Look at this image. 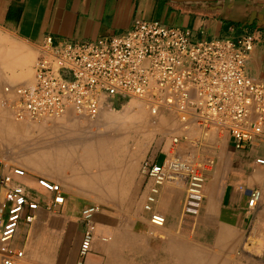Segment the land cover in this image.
I'll return each instance as SVG.
<instances>
[{
  "label": "crops",
  "instance_id": "crops-1",
  "mask_svg": "<svg viewBox=\"0 0 264 264\" xmlns=\"http://www.w3.org/2000/svg\"><path fill=\"white\" fill-rule=\"evenodd\" d=\"M138 19L191 29L206 40L249 34L254 42L246 70L253 80L264 82V0H0V78L11 75L3 64L11 51L26 48L38 54L37 47L46 38L57 44L120 35ZM21 123H13L3 110L0 136H27ZM200 136H209L197 141L201 157L212 156L214 163L204 172L203 197L195 215L184 208L188 177L178 173L159 188L154 208L165 217L162 227L146 223L144 211L125 217L100 209L93 216L90 250L81 257V213L89 206L81 201L89 198H71L68 183L62 181L64 204L48 209L53 194L42 190L36 180L54 179L36 171L27 174L22 184L40 207L31 223L20 222L11 255L19 264H264V166L255 162L264 159V141L235 150L228 135L215 129ZM170 146L171 142L165 152L149 159L161 163ZM254 189L261 191L262 198L254 210H248Z\"/></svg>",
  "mask_w": 264,
  "mask_h": 264
},
{
  "label": "built area",
  "instance_id": "built-area-1",
  "mask_svg": "<svg viewBox=\"0 0 264 264\" xmlns=\"http://www.w3.org/2000/svg\"><path fill=\"white\" fill-rule=\"evenodd\" d=\"M253 37L199 39L191 29L138 19L123 34L90 41H60L51 38L37 47L31 86L6 85L2 101L18 122L57 119L67 111L94 119L117 100L140 101L150 115L176 116L184 129L197 126L228 135L235 150L264 141V82L247 73L246 60L253 49ZM14 97V100L9 99ZM180 139L173 137L168 155L161 163L147 159L141 166L144 203L153 227H162L165 217L155 210L160 186L170 176L188 177L184 208L195 215L200 208L205 184L204 172L214 159H199L178 152ZM264 166V159L255 160ZM27 172L6 167L0 159V264H19L10 244L21 221L29 224L40 207L22 180ZM36 184L53 194L48 209L64 204L60 185L45 178ZM258 189L249 193L247 209L261 201ZM98 205L81 213L84 227L79 254L90 250ZM264 235V229H263ZM264 243V237H263Z\"/></svg>",
  "mask_w": 264,
  "mask_h": 264
},
{
  "label": "rangeland",
  "instance_id": "rangeland-1",
  "mask_svg": "<svg viewBox=\"0 0 264 264\" xmlns=\"http://www.w3.org/2000/svg\"><path fill=\"white\" fill-rule=\"evenodd\" d=\"M22 52L31 58L28 64V78L24 84L9 83V76L0 78V113L5 110L11 121L16 124H20V122L15 120L6 106H1V102L8 100L3 93V88L6 85L31 86L33 83V66L38 54L31 53L26 48H23ZM9 100H14V97L11 96ZM129 102H139L143 105L146 114L152 120V128L149 132H144L141 128L136 130L131 127L126 128L125 125L130 121L131 110H126L125 105ZM101 116L105 120L104 123L99 121ZM151 116L142 102L125 99L105 106L94 119L67 111L57 119H45L37 123L24 122L21 124L25 128L27 136H0V159L2 158L6 167H20L28 175L41 171L49 174L54 179L53 182L58 185L62 184V181L67 182L68 196L73 199L77 197L89 198L81 201L84 203V207L92 204L98 205L100 209L124 214L125 217L138 216L143 212L145 195L144 179L141 174L143 162L165 152L173 137L180 139V143L177 145L178 152L190 153L203 159L200 155L202 148L197 141L209 138V136H200L208 130L200 131L194 125L187 129L182 128L177 122L175 123L176 116L174 114L166 116L161 113L156 118ZM167 117L170 122L165 121L163 124L157 122ZM72 124H75L76 127L74 128ZM114 134L117 136H112ZM188 134L193 136H185ZM69 137L83 141L87 147L81 146L77 152H73L74 155L68 156L70 162L59 165L61 168L63 167V170H60L57 165L46 160V155L42 157L43 155L39 151L53 143H64ZM114 141L119 144L122 150L118 162L113 161L110 158L112 153H109ZM98 142L107 145V150L101 151L95 145ZM163 146L164 149H162ZM106 155L109 157L104 159ZM83 156L85 159H81ZM130 160H133V164H130ZM44 178L52 182L48 177L44 176ZM146 223L149 224L147 220Z\"/></svg>",
  "mask_w": 264,
  "mask_h": 264
},
{
  "label": "bare ground",
  "instance_id": "bare-ground-1",
  "mask_svg": "<svg viewBox=\"0 0 264 264\" xmlns=\"http://www.w3.org/2000/svg\"><path fill=\"white\" fill-rule=\"evenodd\" d=\"M30 59L31 58L29 56H27V54H24L23 52L11 51L9 53L8 58H7V61H5V62L3 61L4 62L3 64L5 65V67H7V69L9 71L11 70V72H10L11 75L9 76V83H21V84L23 83L24 84V82L28 78L27 71L29 69L28 68V64H29ZM16 69H18L20 71L19 72H16L15 71ZM125 109L128 110V111L131 110L130 111L131 114L129 115V120L130 121H129V124H126L125 125L126 128H130L131 127L134 130L141 128L142 131L149 132V130L152 128V124H151L152 123V120L149 119V116L146 114V112H145V110L143 108V105H141V103H139V102H131L130 103L129 102L127 105H125ZM164 114H166V113H164ZM169 114L171 115V113H167L166 116L169 115ZM105 116H107V115H105ZM102 117L103 116H101V120H99V121H101V122L103 121L102 123H104L105 120H104V118L102 119ZM156 117H154V118H156ZM153 120L155 121L156 119H153ZM165 121L166 122H170L169 119H168V117L165 118V119L158 120L157 122L159 124H163ZM72 125H73L74 128L76 127L75 124H72ZM112 136H117V134H114ZM95 145H97V147L101 151H106L107 150V145H105V144H101V143L98 142ZM81 146H83V147L86 146L87 147V144H83V141L76 140L74 138H70L69 137L67 139V141H64V143H53V144H51L50 146H48L46 148L44 147L45 149H42L39 152L41 153V155H43L42 157H44V155H46V157H47L46 160H50V163H52V164L54 163L55 165H57V167H59L60 170H63L62 169L63 167L61 168V166H59V165H63L65 162L66 163H69L70 160H69V157L68 156L74 155L73 152L74 153L77 152L78 149ZM121 152H122V150H121L119 144L116 141H114V145L112 147H110V151H109V153H112V154H110L111 155L110 158L113 161L115 160V162H118L117 160L120 158ZM108 157L106 155L104 157V159L105 158H108ZM81 159H85V157L83 156V157H81ZM130 161H131L130 164H133V160H130ZM61 173H63V172H61ZM262 221H263V219H262Z\"/></svg>",
  "mask_w": 264,
  "mask_h": 264
},
{
  "label": "water",
  "instance_id": "water-1",
  "mask_svg": "<svg viewBox=\"0 0 264 264\" xmlns=\"http://www.w3.org/2000/svg\"><path fill=\"white\" fill-rule=\"evenodd\" d=\"M174 3H211V2H225L231 0H167Z\"/></svg>",
  "mask_w": 264,
  "mask_h": 264
}]
</instances>
